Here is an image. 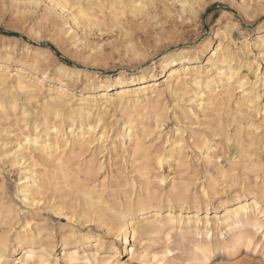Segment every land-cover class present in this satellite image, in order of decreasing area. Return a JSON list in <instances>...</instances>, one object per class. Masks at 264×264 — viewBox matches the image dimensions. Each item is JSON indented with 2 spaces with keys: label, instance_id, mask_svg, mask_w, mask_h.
<instances>
[{
  "label": "clouds",
  "instance_id": "clouds-1",
  "mask_svg": "<svg viewBox=\"0 0 264 264\" xmlns=\"http://www.w3.org/2000/svg\"><path fill=\"white\" fill-rule=\"evenodd\" d=\"M211 2L216 0H0V26L16 23L30 37L59 39L72 36L77 40L85 67L73 72L71 83L77 90L95 98L89 102V106L92 111L97 112V119L106 125L104 136L98 139L92 138L89 130V139L84 147L95 153L92 158L98 166V173H105L107 176L101 181L98 173L81 171L84 167L79 163L82 156L73 155L65 157L64 163L58 162L59 166L47 169L43 174L33 173L29 168L28 179L32 184L27 185L22 180L17 193L12 195L0 183V264H162L159 257H152L151 249L160 242L162 233L166 232V239L171 242L178 229L177 218L170 214L161 216L160 201L166 198L169 205L183 204L190 195H196L191 191L193 185L202 181L195 175L189 177L182 172L178 179L172 181V187L164 192L161 188L164 182L159 179L163 164L168 162L170 170L175 171L171 168L174 162L171 142L166 143L163 139H158L157 135L149 136L144 125L154 119L158 133L159 125L168 119V112L173 111V108L183 110L180 101L182 92L179 88L187 90L192 83L198 85L201 75L210 77L209 85L218 78H227L231 85L238 69L247 68L252 74L255 73L254 65L257 60L264 62V39L259 45L245 40L242 46H238L231 38V32L240 30V23L243 21L260 20L257 28L264 31V19H261L264 18V0H219L231 11L221 12L226 26L218 33L221 44L208 59L206 70L196 75L181 74L174 84L169 82L162 90L136 87L141 63L149 59L156 49L168 43L178 29H183L185 25L188 26L186 31L199 28L200 15ZM81 8L91 16H104L108 23L105 24L102 20L91 25L80 15ZM122 11L128 13L132 26L137 22L153 25L156 35L151 47L144 49L139 44H122L117 47L113 44L111 53L102 55L100 49L93 45L94 52L90 51L88 42L96 38L97 31L101 38L104 30L115 36L113 25L120 27L119 22L125 19L120 15ZM12 13L15 14L13 20L6 22L4 14ZM106 13L111 15L105 16ZM165 24L168 25L167 29ZM81 29L83 39L77 35ZM254 47L259 48L258 56L253 52ZM116 57H119L118 64L109 63ZM190 58H198L199 62L203 56L195 52ZM21 62L29 69L36 67L26 59ZM88 65L105 69L116 66L121 68L122 74L113 79L96 68L89 69ZM114 87L127 91L124 95L109 96L107 93ZM255 87L256 82H251V88ZM165 94L175 98L173 108L165 105ZM0 107H3L2 100ZM61 107L72 110V106L67 103H62ZM109 108L120 114L118 120L105 111ZM92 111L87 113L90 117ZM120 123H123V129H127L124 134L117 127ZM110 130H115L116 134L112 135ZM109 140L113 141L111 145L108 144ZM124 140H128V146L121 148ZM94 143L97 145L95 149ZM8 147L7 144L0 143V148ZM108 153L113 154V159L108 161L112 169L110 174L103 159ZM7 155L14 156L16 153L9 152ZM124 157H128L127 161H124ZM4 163L6 157L0 154V164ZM2 172L3 169L0 168V174ZM259 174L262 182L254 192L259 204L253 201L250 206L240 205L235 212L236 218L242 219L251 231L243 238L226 237L224 233H219L215 244L207 239H199L191 244L192 258L173 264H210L214 248L230 254L237 253L241 247L247 248L249 252L264 251V167ZM207 178L210 181L209 191L222 195L217 186L218 179L210 173ZM45 192L55 194L56 200L41 199ZM204 195L207 197L208 193ZM240 199L241 194L238 193L233 197L232 203L239 204ZM45 211L56 217L67 216L68 223L53 221L48 224L44 221L37 224V214ZM24 214L33 217L31 223L21 224V216ZM37 233L46 241L43 247L35 246L39 238ZM129 234H133L134 238L132 251L127 260L121 261L117 243L126 248L123 241ZM192 234L199 237L210 235L207 230ZM21 236L32 246L27 249L24 257L15 259L13 244L19 246ZM257 237L259 244L254 246L252 242ZM57 246L63 248V255L59 257L55 255ZM165 254L171 255L167 251ZM234 264H244V261H234Z\"/></svg>",
  "mask_w": 264,
  "mask_h": 264
},
{
  "label": "rangeland",
  "instance_id": "rangeland-1",
  "mask_svg": "<svg viewBox=\"0 0 264 264\" xmlns=\"http://www.w3.org/2000/svg\"><path fill=\"white\" fill-rule=\"evenodd\" d=\"M222 11H231V9H228L225 7L223 3H220L219 0H216V2L208 3L203 12L200 15V26L196 29H191L186 31L185 29L188 28L187 25L184 26L183 29H178L171 37L170 41L168 43H165L161 46V48L156 49L155 52H153L149 59L144 60L139 68V74L141 73V70L149 67L153 61L159 62L160 58L166 54L167 52L173 51V50H179L181 48L186 49H194L197 47H200V45L211 41V46H217L219 44L221 37L218 35V30L223 29V27L226 25V21L223 19L221 12ZM125 13V14H124ZM124 13L120 12V15L124 17L125 19L120 21V27H117L116 25H113V31L115 33V36L109 34L107 30H104V36L103 38L100 37L99 31H97L96 38L88 42L89 50L94 52L93 45L95 48H99L102 55L110 54L113 44L117 47L124 44L126 46L127 44L132 45H142L144 49H148L151 47V45L154 43V36L156 35L155 28L153 25L150 24H141L137 22L135 26H132L131 21L128 20V13L124 11ZM111 15L110 13H106L105 16ZM159 15V13H157ZM15 14H4L5 21L13 20ZM99 16V18H98ZM98 20L95 22L93 20L90 23L91 25H96L100 21L103 20L105 24L108 23V20L105 19L104 16L98 15ZM113 19L115 17L113 16ZM264 19V18H261ZM260 23V20H257L255 22H246L243 21L240 23V30H233L231 32V38L237 42L238 46H242L244 41H248L249 43L255 45V41L259 36H264V31H258L259 28H257V25ZM165 29L168 28V25H164ZM83 32V29L80 30L79 33H77L78 36H80V39H83L81 33ZM6 36L12 37L10 40L8 38H5ZM116 37H119V39H116ZM3 38V39H2ZM109 41H112V43H109ZM27 45V46H26ZM73 45H76L74 47ZM30 46V48H29ZM32 47V48H31ZM34 47H38V49H35ZM35 50H34V49ZM37 51V52H36ZM253 52L255 55H259V49L257 47L253 48ZM205 53H207L205 55ZM203 54H200L203 56L202 60H199V62L192 63L191 66H204L206 67L205 63L207 62L208 58L211 56V53L206 51ZM82 51L79 50V45L77 44V40L70 36L67 37H60L59 39L56 38H37V37H30L28 34H26L24 31H22V27L19 24L12 23L7 26H0V63L4 64V68L7 67L8 70L11 72L12 75H14L16 72H20L22 74H25L26 76L30 72L29 78H32V80H35L36 77H43L44 71H48V77L44 78L43 82V88L42 91L38 94L37 98L34 99L32 102L27 103L28 108L25 106V108L29 109V116L34 118L36 113H33L34 115L30 114L31 109L38 111L39 105L43 104V102L46 99V90L48 88L52 89H58L61 85L64 86L66 89V94L68 95V100H70V104H72V107H74L80 98H85L89 94L82 92L80 90H77V87H74L71 83L73 77L63 76L62 77L57 74L55 65L59 62L65 63L72 68H83L85 65L82 63ZM34 57H38L39 60V66L37 70H31L27 67L26 64L22 63V60L32 61ZM40 58V59H39ZM239 62V60H238ZM109 63L118 64L119 63V57H116L114 61H109ZM259 65V76L261 77L264 74V62H260L257 60V63ZM89 69L96 68L98 71H100L104 75H111L113 79L117 77V74L122 71L121 68H118L116 66H113L111 68H102L96 65H88ZM255 67V65H254ZM242 74H246L250 80L255 81L254 73L250 74L248 72L247 68H241ZM150 72H146L145 75L149 74ZM154 73L157 74V78L154 82L159 85L161 90L165 87V82L167 81V76H161V67H155ZM58 78H61L59 80ZM152 84L153 82H149ZM174 84V83H173ZM137 88L139 86H136ZM258 90H260V98L258 101V107H260V112L258 115L254 117L255 123H263V127L260 129V161H263V167H264V90H263V82L258 83ZM220 89V88H219ZM118 88L116 87L113 90H110L108 93H110L112 96H115L117 93ZM186 98L181 97V107L186 104ZM164 103L168 108H173V105L176 103L175 98L170 97L168 94H165L164 96ZM195 114L191 115V117L186 114L181 113V109L173 108V111L167 113V121L163 123L162 127L159 128V132L155 130L153 135H157L158 139H163L166 143L172 142V140L175 138L176 133L181 131L184 140L186 139L187 147L186 152L184 153L186 155V159L188 160L190 167L188 170L183 169H177L176 165L174 163V166L171 164V168H174L175 171L170 170V165L165 162L161 168V175H164L166 178L164 179V183L162 187L165 191H168L172 187V181L176 180L180 177L181 173L188 172V176L191 177L195 175L201 183H197L193 185L191 191L194 192L196 195L201 196L200 198V210L197 213V210L195 208L193 209H186L182 211V218L184 219L186 216H194L196 213L199 215V225H202V222L205 221V216L207 214V210L205 207V199L210 202L208 206V217L211 222H215L216 217L223 214V207L227 205L228 207H233L235 203H232L233 197H235L238 193L244 195L246 193L247 188L254 187V190H251V192H255V187L258 186L262 181L261 175L258 179V184L255 185L256 182V176L254 174H248L246 171H244L243 164L239 166L236 170H232L233 162L231 160V153L233 150V146L236 143V140L238 139V132L235 130L237 127L236 125H239V123L232 122L230 128L228 129L229 135H231L232 138H230V141H226V136H223L221 138H215L212 134V130H209L211 127V124L214 121H218L219 117H223L224 120L232 119L233 115H235L233 106L232 105H223L219 108V115H214L213 117H204L203 113H197V109L193 108ZM221 110V111H220ZM18 116L21 120H17V117L13 112H10L9 116H3V119L0 118V142L6 143L9 147L6 149H13L16 148L15 144H17L20 139V133L21 131H26L28 127H25L26 121H22V115L21 111H17ZM106 112H110L113 116L119 119V113L114 112L111 108L107 109ZM27 115V116H28ZM12 116V117H11ZM28 117H24L29 118ZM187 117V118H186ZM6 118V119H5ZM227 118V119H226ZM19 119V118H18ZM24 119V120H25ZM153 123V121H150V124ZM120 124L117 125L119 127ZM244 128H246V123L244 124ZM42 128V126H40ZM209 127V128H208ZM150 128H154L150 126ZM208 130V131H207ZM244 131V132H243ZM242 131V136L244 139H247V128ZM246 132V133H245ZM42 133V132H41ZM156 133V134H155ZM234 133V135L232 134ZM112 135L114 134V130L112 132ZM246 135V136H245ZM152 136V135H151ZM202 137V138H201ZM207 138L209 140V143L212 144V146L217 147L216 154H212V161L213 163H208V161L205 159L206 155V147L203 145V139ZM224 138V139H223ZM19 139V140H18ZM18 140V141H17ZM212 140V141H211ZM225 140V141H224ZM188 141V142H187ZM125 144H128L127 140H124ZM113 143L112 140L108 141V144L111 145ZM190 145V147H189ZM194 146V147H193ZM96 148V147H94ZM93 148V149H94ZM5 148L0 150L3 151ZM5 149V150H6ZM188 149V150H187ZM89 152V153H88ZM92 151L89 150L85 153V157L87 159L90 158ZM112 154L108 153L105 155L104 162L107 165V171L110 174L112 169L111 165H108V161L113 159ZM124 161H127V158H124ZM237 160V159H236ZM219 161V162H218ZM216 166L220 165L224 171L227 172V176L230 175V177L223 176L217 169ZM15 165V167H13ZM169 165V167H167ZM0 168L3 169L2 174H0V183H3L6 190L8 191L9 195H12L14 193H17V187L20 181V178L25 173V171L28 168V162L24 165H19L14 157H8L6 158V163L0 164ZM239 169V170H238ZM179 170V171H178ZM172 171V172H171ZM178 172V173H177ZM211 174L212 177H216L218 179V189L219 192L222 195H215L209 191V183L210 181L207 178V174ZM220 173V174H219ZM102 174V173H101ZM2 175V176H1ZM102 175L106 176L105 173ZM103 177V176H102ZM107 177V176H106ZM173 179V180H172ZM4 180V181H3ZM224 182V183H223ZM244 189H243V187ZM205 190V191H204ZM204 191V192H203ZM245 191V192H244ZM208 193V196L205 197L204 193ZM198 193V194H197ZM203 194V195H202ZM251 194V193H250ZM204 199L202 200V198ZM208 198V199H207ZM43 207V205H41ZM169 212L168 207H164L161 210V216L167 215ZM173 212L177 215L179 214L180 210L179 208H174ZM67 217H56L53 216L52 213H49L47 211L40 212L36 216V222L37 224L42 223L46 221L48 224H51L53 221H56L58 223H68ZM33 217L30 214H24L21 216V224L24 223L25 220H31L32 222ZM187 219L182 223L183 229L182 231L178 230V233L173 234V238L171 242H169L166 239L167 233H162L158 242L156 245H154L151 249V255L154 253H160L165 255V262L166 264H173V262H183L187 259L192 258V252H191V244L195 243L199 239H207L211 241L213 244H215V241L219 238V233H224V228H218L213 229V231L210 233L208 237H199L194 236L191 231L195 227V222L190 221L189 224H186ZM35 225V224H34ZM34 229L36 225L34 226ZM259 244V237L253 242V245ZM119 246L120 243H118ZM13 248L15 249L13 253V257L15 259L22 258V252L21 249H16L14 244ZM62 247L57 246L55 249V255L57 257L61 256L62 254H59L62 252ZM170 252L171 255H166L165 253ZM252 252H259L258 250L252 251ZM129 256L122 257V259H127ZM152 257L155 259L152 255ZM225 257V256H224ZM241 256L231 257V262H234L238 260ZM222 259V256L217 253L213 254L210 264H218L220 263Z\"/></svg>",
  "mask_w": 264,
  "mask_h": 264
},
{
  "label": "bare ground",
  "instance_id": "bare-ground-1",
  "mask_svg": "<svg viewBox=\"0 0 264 264\" xmlns=\"http://www.w3.org/2000/svg\"><path fill=\"white\" fill-rule=\"evenodd\" d=\"M122 13H124V11H122ZM97 16L98 15H92L93 19L91 20V23H94L92 21L95 19H96L95 22L98 20L99 16L98 18ZM222 31L223 29L218 30V33ZM258 31H262V30L258 29ZM69 37L70 36H68L67 38ZM5 38H8L10 40V38L12 37L6 36ZM262 39H264V36H259L255 41V45H259ZM220 44H221V39L219 44L213 47L211 46V41H208L200 45V47L194 49L181 48L179 50H173L167 52L160 58L159 62L152 63L149 67L141 70V73L138 76L139 83H137L136 86H139L138 89H156V88L161 89L159 85H157V83L154 82L157 78V74L154 73V69L157 65L161 67V73H163L161 76L168 77L167 81L165 82V85L169 82L175 83V81L180 78L181 74L187 75L191 73L192 75H196L197 73H202L207 68L208 60L205 63L206 67L191 66V64L195 63L198 58L191 59L190 56L195 52H199V54H203L206 51L207 52L209 51L212 54L213 52L216 51L218 47H220ZM34 48L38 49V47H34ZM33 58L34 59L32 61H29V63L34 64L36 66L34 69H31L32 71L37 70L38 66L40 65L38 57L33 56ZM55 68L57 74H59L61 77L62 75L73 77V72L79 70L78 68H72L71 66L62 62L57 63L55 65ZM259 70H260L259 65L256 64L255 73H254L255 82H256L255 89L251 88V82L253 81L250 80L246 74H242L241 68L238 69V74L233 79L231 85L228 83L227 78H218L216 82L209 85L208 80L210 79V77L201 75L198 85L196 83H192L191 87L187 90H185L183 87L179 88V91L182 92L181 97L187 96L186 98L187 101L185 106L183 105V107H181L183 109L181 110V113L186 114L187 116L189 115L191 117L192 114L193 115L195 114L193 108L197 109V113L198 112L203 113L205 118L208 116L213 117L214 115L220 116L218 114L219 113L218 111L221 106L223 105L233 106L235 115H233L232 119L226 118L227 120H224L223 117L222 118L219 117L218 121L209 123L211 124L212 128L209 127L208 128L209 130H212L211 132L215 138L217 137L221 138L223 136H226L225 140L229 142L230 138L232 137L231 135H229L230 133H228L229 131L228 129L230 128L232 122L239 123V125H236L237 127L235 128V130L238 132V139L236 140L235 145L232 147L233 150L231 153V160L233 162L232 170H236L239 166H241V164H243V168L244 171H246V173L247 172L248 174L252 173L256 176V182L254 186L258 184L260 169L263 167V163H262L263 161L259 160L260 145H261L259 136L261 132L260 129L263 127V123L256 124L254 120V117L258 115L259 112L261 111L260 107H258V101L260 98V90H258L259 82L260 83L263 82V90H264V74L260 77L258 73ZM146 72H150V73L145 75ZM17 73L20 72H16L14 75H12L11 72L8 70V68L7 67L4 68V64L0 63V100H2L3 102V107H0V118L2 117L1 119H3V116L10 117L9 113L13 112L17 117L19 123V120H21L17 112L19 110L21 111V115L23 116L22 121H26L24 126L25 127H28V125L30 126L26 129V131H21L20 138L21 136L22 138L17 144H15L16 148H14V150L4 149L3 151H1L2 153H0V154H4L6 158L14 157L17 163L21 166L28 162V168L20 178L18 186H20L22 180L25 181L27 185L32 184V181L28 179L29 168H31L33 173L43 174L47 169L59 166L58 162L64 163L65 157H70L73 155L82 156V160L79 161V163L84 165V167L81 169V171L98 173V166L92 158L95 155V153L92 152L90 158L87 159V157H85L87 156L85 155V153L89 149L84 147L89 139V130H91L92 138L98 139L104 136V132L106 128V125L102 124L100 120L97 119V115H98L97 112L92 111V108L89 106V102L93 101L95 98L91 95H88L85 98L78 99L76 105L72 107V110L70 111L69 109L61 107L62 103H67L72 106V104H70L71 99L68 100V95L66 94V90H65L66 88L62 85L58 89L48 88L46 90V99L43 102V104L38 106L39 107L38 111H36L35 108L34 110L31 109L30 114L34 115L33 113H36V115H34L35 117L32 118L31 116L28 115L29 109L27 110L25 106L28 108L27 103L30 104V102L36 99L38 94L42 91L44 78L48 77V71H44L42 75L43 77H36L35 80L29 78L30 72L28 73L27 76L25 74L17 75ZM121 74L122 71H120L117 74V76ZM244 77H246V79ZM189 78L191 79V76ZM58 79L61 80V78ZM149 82H153V83L150 84ZM121 83L123 82L121 81ZM21 85H23V90L21 89ZM115 88L116 87L112 88L111 90ZM117 88L118 90L116 95H124L125 92L127 91L124 88H119V87ZM107 94L109 96H112L110 93ZM101 107H103V105H101ZM90 111H92L91 117L87 114ZM105 111H107V109ZM27 115L29 116V118L25 119L24 117H28ZM152 121L153 123L144 125V127L147 128L148 130L149 136L153 135V133L157 129L155 120L153 119ZM245 123L247 126L246 127L247 133L245 132L247 135V139H244V137L242 136L243 129L244 130L246 129L244 128ZM93 125L96 126L93 127ZM162 125L163 123L159 125V128H161ZM40 126H42V128ZM150 126L151 127L154 126V128H150ZM118 128L122 130L121 134L127 132V129H123V123H120ZM110 131L113 132V130ZM114 134H116L115 130H114ZM132 134L134 135L135 133L133 132ZM232 134L234 135V133ZM233 139L234 138H232V140ZM185 141L186 139L184 140V136L182 132L179 131L176 133L175 138L172 140L170 147H171V153L174 156L173 163L176 165L177 169L184 168L183 170H188L190 164L186 159V155L184 154L186 152V147H187ZM201 143H203V145L206 147L207 153L205 155L206 156L205 159L208 161V163H213L211 155L213 153L216 154L215 151L218 148L212 146V144L209 143V140L207 138H204L203 142ZM3 144L6 143L4 142ZM127 146L128 144L126 145L124 141L120 145L121 148H125ZM94 147H97L95 143L93 144V148ZM82 148L83 151H81ZM2 149L3 148H0V150ZM9 152H14L16 153V155L8 156L7 154ZM174 164L172 165L174 166ZM167 167H169V165ZM215 168L217 169V171L221 173V175L227 176V172L224 171L220 165L216 166L215 164ZM102 174L98 173V178L101 181L107 178ZM227 177H230V175H228ZM165 178L166 177L164 175L159 176V179L163 180V182ZM161 188L163 189L164 192H167L164 190L162 185ZM251 190H254V187L252 188L249 187L246 189V193L241 196L239 204H235L233 207H228L227 205H225L223 207V214L216 217L214 224L213 222L210 221L208 217L209 214L208 206L210 202L205 199V201L203 202L205 203L207 214L205 216V221L202 222V225H199L200 217L197 214L198 211L201 209L200 208L201 196L199 195H194V196L190 195L189 198L183 204L173 203L169 205L167 199L165 198L160 201V208L162 209L164 207H168L169 212L167 215L170 214L173 217L177 218L176 227L180 231H182L183 229L182 223H184V221L187 219L186 224H189L190 221L195 222V227L191 230L193 232L196 231L204 232L205 230H207L209 233H211L214 228L215 229L224 228L225 230L227 229V231L224 232L226 237L238 236L243 238V236L246 233L250 232L251 230L245 226V222L242 219L236 218L235 212L240 205L250 206L253 204V201L259 204V201L256 200L255 198L254 192H251ZM145 191H147V189ZM41 199L46 201L47 200L55 201L56 196L51 192H45L41 195ZM203 199L204 197L202 198V200ZM176 207L179 208L180 210L179 214L177 215L173 212L174 208ZM193 208L197 210V213L194 216H186L183 219L182 211ZM63 217H67V216H61V218ZM29 223H31V220H25L24 223L22 224H29ZM37 236L39 237L38 233ZM21 241L22 242L19 243V246H17V244H14V246L16 249H21V252L23 253L22 257H24L26 255L27 249L32 245L27 240H25L23 236H21ZM45 243L46 241L43 239V237H39L35 242V246L37 248L43 247ZM133 244H134L133 234H129L127 237L124 238L123 245H126V248L121 244H120L121 246H119L117 243V248L120 251L121 261L128 259V258L122 259V257H126L131 254ZM217 253H219L222 256V259L218 264H234V262H231L229 260H231V257L236 258L239 255L241 257L238 258V260L244 261V264H264V251L249 252L247 248L241 247L239 248L237 253L230 254L227 251H216L214 248L213 254L215 255ZM59 254L63 255V249L62 252ZM152 255L154 257L156 256L159 257L162 264H166L164 254L154 253Z\"/></svg>",
  "mask_w": 264,
  "mask_h": 264
},
{
  "label": "snow or ice",
  "instance_id": "snow-or-ice-1",
  "mask_svg": "<svg viewBox=\"0 0 264 264\" xmlns=\"http://www.w3.org/2000/svg\"><path fill=\"white\" fill-rule=\"evenodd\" d=\"M80 15L82 17H84L89 23H91V20L93 19V17L91 15H89V13L86 10H84L83 8H81V10H80ZM21 89L23 90V85H21ZM161 182L163 183V181H161Z\"/></svg>",
  "mask_w": 264,
  "mask_h": 264
}]
</instances>
